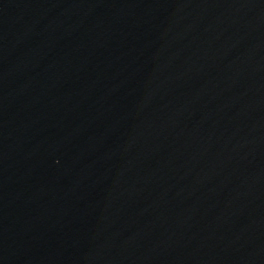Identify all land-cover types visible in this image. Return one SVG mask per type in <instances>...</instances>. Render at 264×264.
Wrapping results in <instances>:
<instances>
[{
    "label": "water",
    "instance_id": "1",
    "mask_svg": "<svg viewBox=\"0 0 264 264\" xmlns=\"http://www.w3.org/2000/svg\"><path fill=\"white\" fill-rule=\"evenodd\" d=\"M0 264H264V0H0Z\"/></svg>",
    "mask_w": 264,
    "mask_h": 264
}]
</instances>
